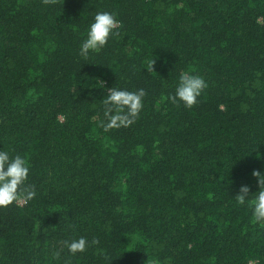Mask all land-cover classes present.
<instances>
[{
    "label": "trees",
    "instance_id": "1",
    "mask_svg": "<svg viewBox=\"0 0 264 264\" xmlns=\"http://www.w3.org/2000/svg\"><path fill=\"white\" fill-rule=\"evenodd\" d=\"M104 11L119 35L85 59ZM185 72L191 109L168 99ZM109 88L147 93L130 127H100ZM0 151L36 191L0 208V264H264L235 199L264 174V0H0Z\"/></svg>",
    "mask_w": 264,
    "mask_h": 264
},
{
    "label": "clouds",
    "instance_id": "2",
    "mask_svg": "<svg viewBox=\"0 0 264 264\" xmlns=\"http://www.w3.org/2000/svg\"><path fill=\"white\" fill-rule=\"evenodd\" d=\"M42 3L55 5L58 0H42ZM119 27L121 24L113 13L98 12L94 17V22L89 26L87 37L80 46L79 54L86 59L90 51L99 53L106 46L111 35H119L118 31H114ZM154 63L153 60L150 65L152 71ZM207 87L203 77L185 72L179 77L175 94L170 95L168 99L173 104L180 102L186 108L191 109L197 104V98ZM146 95L147 93L142 88L137 91L109 88L106 98L102 101L104 120L99 122L100 127L105 132L130 127L139 119L143 108V98ZM29 170L30 166L26 158L19 154L10 157L8 152L0 151V208H6L13 203H27L35 198V187L26 184ZM252 175L258 181L259 191L249 200V187L241 186L235 199L240 205H244L247 201L251 208V222L264 228V174L254 170ZM62 243L71 255L83 253L89 246V241L84 237L72 241L65 240ZM99 243L98 238L91 240L93 246ZM56 258H59V253H56ZM247 264H259V261L249 258Z\"/></svg>",
    "mask_w": 264,
    "mask_h": 264
},
{
    "label": "built area",
    "instance_id": "3",
    "mask_svg": "<svg viewBox=\"0 0 264 264\" xmlns=\"http://www.w3.org/2000/svg\"><path fill=\"white\" fill-rule=\"evenodd\" d=\"M20 204H23V203H20Z\"/></svg>",
    "mask_w": 264,
    "mask_h": 264
}]
</instances>
